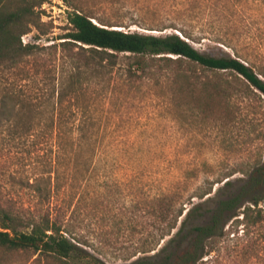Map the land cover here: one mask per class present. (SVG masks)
I'll return each mask as SVG.
<instances>
[{"label":"trees","instance_id":"16d2710c","mask_svg":"<svg viewBox=\"0 0 264 264\" xmlns=\"http://www.w3.org/2000/svg\"><path fill=\"white\" fill-rule=\"evenodd\" d=\"M169 1L178 12L181 6L199 0ZM44 2L0 0V119L6 116L12 136H31L40 126L39 135L51 138L53 155L52 163L44 166L48 169L46 177L30 185L35 199L32 209L19 207L0 194V257L26 253L43 264H105L86 250L84 242L66 225L58 203L62 181L69 176L70 187L79 185L95 169L100 130L96 97H92L95 88L99 87L98 94L109 88L115 91L119 79L135 90L146 81L155 86L164 81L176 108L197 110L205 122H227V97L243 92L242 84L264 99V64L252 62L239 50L234 56L197 50L192 43L203 39L205 31L195 32L181 18H175L168 27L154 29L139 21H109L77 9L68 15L69 32L56 38L57 42L44 47L23 44L24 35L32 29L39 31L43 25L36 9ZM132 25L177 33L126 30ZM213 37L222 44L227 41L215 34ZM44 55L49 56L47 63ZM256 174L251 181L264 183V169L256 170ZM232 175L223 178L227 179L223 189L231 186ZM178 179L152 196L147 209L143 200L137 202L139 225L143 228V219L148 216L151 231L136 245L132 257H138L127 264L217 263L223 255L237 257V264H264V212L259 207L264 202L262 193L251 194V190L241 188L236 194L221 196L214 202L208 222L193 225V211L211 200L213 185L223 180L207 182V186L187 193L173 187ZM249 195L245 205L243 196ZM196 199L198 204H194ZM232 219V228L224 231ZM239 226L243 227L242 235L232 246L226 245L231 234H238Z\"/></svg>","mask_w":264,"mask_h":264},{"label":"rangeland","instance_id":"374dc122","mask_svg":"<svg viewBox=\"0 0 264 264\" xmlns=\"http://www.w3.org/2000/svg\"><path fill=\"white\" fill-rule=\"evenodd\" d=\"M74 9L125 24L139 21L154 29L168 27L181 18L195 32L205 31L203 39L192 43L197 50L214 56H234L239 50L252 62L264 64V0H199L181 6L178 12L169 0H45L36 9L43 25L39 31L32 29L24 35L22 43L44 47L57 42L56 38L69 32L68 15ZM126 30L152 31L155 35L173 31L134 25ZM214 34L226 38L225 44L216 42ZM43 59L47 63L49 56ZM115 86V91L109 88L98 94L96 87L92 92L100 120L95 169L79 185L70 187L69 176L62 181L58 202L66 225L102 262L127 264L138 257L132 256L136 245L150 233L151 219L145 217L140 227L137 202L143 200L147 209L150 198L170 188L175 178L179 182L173 187L191 193L207 182L233 174L230 187H222L227 179L213 185L211 200L193 211V225L208 222L214 202L221 196L236 194L241 188L264 196V183L251 181L256 170L264 169V99L257 91L242 84L243 92L227 97L229 120L211 123L197 110L173 106L164 81L158 86L146 81L135 90L119 79ZM9 123L6 116L1 117L0 194L19 207L32 209L35 199L30 185L47 175L44 166L53 161L51 138L39 135L40 126L31 136L9 135ZM250 196H243L245 205ZM198 202L196 199L194 204ZM259 207L264 212V202ZM232 222L224 231L232 228ZM242 228H237L235 237L231 234L227 238L226 245L235 244ZM34 258L26 253L4 255L0 264H43ZM237 260L223 255L220 262L197 264H237Z\"/></svg>","mask_w":264,"mask_h":264},{"label":"water","instance_id":"95a60500","mask_svg":"<svg viewBox=\"0 0 264 264\" xmlns=\"http://www.w3.org/2000/svg\"><path fill=\"white\" fill-rule=\"evenodd\" d=\"M142 32L146 34H155V32H152V31H142Z\"/></svg>","mask_w":264,"mask_h":264}]
</instances>
